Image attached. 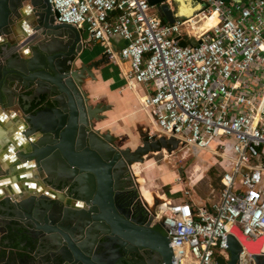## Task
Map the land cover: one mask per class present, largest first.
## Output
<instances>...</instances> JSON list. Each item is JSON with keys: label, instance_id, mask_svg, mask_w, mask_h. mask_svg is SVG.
Returning <instances> with one entry per match:
<instances>
[{"label": "water", "instance_id": "1", "mask_svg": "<svg viewBox=\"0 0 264 264\" xmlns=\"http://www.w3.org/2000/svg\"><path fill=\"white\" fill-rule=\"evenodd\" d=\"M169 2L176 4L175 13ZM148 3L170 23L203 9L201 2L190 0L195 11L189 16L181 11L179 0ZM85 35L82 29L57 24L49 0H0V38L5 40L0 44V104L5 97L11 107L12 94L6 90L11 92V85L17 84L32 90L24 98V110L34 104L46 106L25 115L29 129L24 133L40 134L26 152L27 160L36 161L37 180L51 190L70 185L75 199L82 202L69 207L45 194L29 196L24 190H34L35 185L28 181L19 195L12 190L15 198L0 194V248L8 246L3 238L13 233L24 239L22 247L30 244L37 253L21 262L0 258V264H174L169 239L152 226L148 205L143 202L127 209L123 200L130 186L125 176L135 180L133 166L144 164L151 154L171 155L179 149V141L146 131L140 133L141 144L135 149L121 148L110 131L98 128L110 107L94 104L84 88L89 78L95 79L92 70L100 64H85L83 52L90 46ZM25 47L29 53L23 56ZM2 170V176L14 173ZM263 247L264 235L252 241L233 227L230 258L217 257L216 263L242 264L244 248L251 264H264Z\"/></svg>", "mask_w": 264, "mask_h": 264}, {"label": "built area", "instance_id": "2", "mask_svg": "<svg viewBox=\"0 0 264 264\" xmlns=\"http://www.w3.org/2000/svg\"><path fill=\"white\" fill-rule=\"evenodd\" d=\"M196 1L201 12L165 23L148 0H49L57 24L95 42H126L119 55L130 64L127 82L150 85L143 107L158 136L175 138L185 154L221 159L217 201L197 205L185 191V200L148 210L174 264L228 261L233 227L252 241L264 235V0ZM214 16L217 23L203 29Z\"/></svg>", "mask_w": 264, "mask_h": 264}, {"label": "crops", "instance_id": "3", "mask_svg": "<svg viewBox=\"0 0 264 264\" xmlns=\"http://www.w3.org/2000/svg\"><path fill=\"white\" fill-rule=\"evenodd\" d=\"M170 8L171 11L175 13L176 8H173V5ZM166 23L170 22L167 21ZM3 39L0 38V44L3 43ZM85 40L90 45L89 49H86L83 52L85 64L90 65L91 63L98 61H100V64L96 69L92 70L95 79L89 78L86 81L84 88L94 101V104L101 103L104 106L110 107L109 110L104 112L106 119L98 125V128L101 129L102 132L110 131L114 137L119 139V145L121 148L130 147L131 149H135L137 146L130 144V141L136 142L138 138L140 139L141 132L149 131L151 134H157L156 126L153 123L150 114L147 109L143 107L144 99L151 92L150 85L147 86L136 82L131 85L128 84L126 77L130 72V64L127 61H123L119 55L120 51L126 45L125 41L121 39H112L110 43L103 44L90 40L87 34L85 35ZM185 42L188 44L190 41L187 39ZM108 49L112 51L114 57L107 55ZM28 53L29 50L25 47L22 51L23 56H26ZM6 93L12 94V105L11 107H8L7 98L2 97L3 103L0 104V167L3 169L2 171L13 169L14 173L10 176L0 175V194L4 197L6 193L15 198L17 196L12 194V190L16 191L17 193L15 192V194L19 195L21 188H23V184L28 181V183L34 184L35 188L30 191L24 190L27 195H49L53 202L58 199L61 205L68 206V204L72 202V199L67 195V190L55 193L56 196H54L53 191L49 186L44 185L41 181L35 178V175L37 174L36 161L27 160L29 157L26 152H30L33 143L36 144V141L40 138V134L27 136L24 133L29 129L25 115H29L30 113L34 114L35 112L31 111L32 108L24 110V106H26L24 98L28 95L30 96L32 90L15 84L11 85V92L6 90ZM39 106V110L38 108L35 109L36 112L41 111L46 107L42 104ZM53 106V104H49V107ZM148 121L151 123V126L146 124ZM10 149L12 150V153H10ZM21 152L25 156H22ZM142 165V168L150 165L143 169L144 174L141 168L139 170L148 181L147 184L150 182L155 187H167L170 185V194H180L178 196H170V194L166 193L157 194V192L153 191V188L152 203H149L142 195L140 176L134 171V175L139 178L137 179L135 176V181L139 186L141 199L148 205L149 210H152L157 204L185 200L186 195L185 197H181V193L186 185L178 182L176 174L166 171V169L161 166H157L151 160H145V163L141 164V166ZM195 169V172L198 173L200 171V165L196 166ZM22 175H26L27 180L19 181L18 176ZM197 178V182L201 181L204 178V174H197ZM195 185L196 184H193L192 186L195 187ZM192 186L190 188L191 190H194V187ZM2 197H0L1 204L3 203ZM191 200L197 205H209L214 202L213 200L211 201L210 199H205L200 196H198V199L196 200L192 198ZM217 200L218 199L215 201ZM152 226L161 230L165 234L163 228L158 222H154ZM21 255V250L14 248H0L1 259L10 260L11 262H21L24 261Z\"/></svg>", "mask_w": 264, "mask_h": 264}, {"label": "rangeland", "instance_id": "4", "mask_svg": "<svg viewBox=\"0 0 264 264\" xmlns=\"http://www.w3.org/2000/svg\"><path fill=\"white\" fill-rule=\"evenodd\" d=\"M172 5L173 8H176V4L172 3ZM153 10L157 11V8L153 7ZM146 124H148V126H151V123L149 121L146 122ZM130 142V144H132L133 146H138L139 144H141L139 138L136 142ZM146 160H151L157 166H161L165 168L166 171H170L171 173L177 175L178 182L186 185V187L184 186V190L181 193V197H185V191H190L191 198L194 200L198 199V196L205 199H210L211 201H215L216 199H218L220 187L217 186L214 181L219 178L220 174L223 172V168L219 164L221 162V159L216 157V155H214V153H212L211 151H201L196 154L189 152L185 154L184 151L179 150L172 157L167 153V151H164L162 153L151 154ZM199 165L200 171L197 173L195 172V167ZM148 166L150 165H147L145 168H147ZM142 167L143 165L140 166L143 171V169L145 168ZM212 172H214V175L212 174ZM202 173L204 174V178L201 181L197 182V174ZM137 179L139 178L137 177ZM193 184H196L195 187L192 186ZM191 186L194 187V190H191ZM153 187V191L157 192V194H167V191L170 192L171 190L170 185L167 187Z\"/></svg>", "mask_w": 264, "mask_h": 264}, {"label": "flooded vegetation", "instance_id": "5", "mask_svg": "<svg viewBox=\"0 0 264 264\" xmlns=\"http://www.w3.org/2000/svg\"><path fill=\"white\" fill-rule=\"evenodd\" d=\"M4 41L5 40L3 39L2 42H4ZM125 181L127 183V186L130 185V186H128L129 190H128L127 196H126L125 200H123V203L127 206V209H132L137 204H143V200L141 199V195H140L139 186L136 183V181L133 179V182H131V180L129 179L128 176H125L124 182ZM130 182H131V184H130ZM66 190L68 192L67 195H69V197L72 199V202H74V203H72V202L69 203L68 204L69 207H74V205H77L78 203H82L81 201H78V200L75 199V197L73 196V194L71 192L72 187L70 185L65 186L64 188L61 187V188H59L57 190H52V191H53V195L56 196L55 193H58V192H61V191H66ZM263 190H264V185H263ZM20 238H22V237H20ZM22 240L24 241L23 238H22ZM23 241H22V244H21V249H24V250L21 251L22 259L25 260V257L30 258L31 256H35L37 253L33 252L32 248L31 249L28 248V246L31 247V245H27L25 247H22V245L24 243ZM6 242H8V241H5L4 243H6ZM2 248L5 249L3 246H2ZM41 264H43V263H41Z\"/></svg>", "mask_w": 264, "mask_h": 264}, {"label": "bare ground", "instance_id": "6", "mask_svg": "<svg viewBox=\"0 0 264 264\" xmlns=\"http://www.w3.org/2000/svg\"><path fill=\"white\" fill-rule=\"evenodd\" d=\"M179 2L182 4L181 5V11L184 14H188L191 16L195 10H192V6L190 5V0L185 1V0H179ZM188 3V4H187ZM217 23L215 16L212 19H209L204 22L202 25L203 29H210ZM184 157V156H183ZM140 166L141 164H135L133 166L134 171L140 176V182L142 184L141 186V192L144 198L149 202L152 203V189L154 188L151 183L147 184L148 181L145 179L144 175L140 173ZM135 174V173H134ZM136 176V175H135ZM264 251V247H263ZM242 264H251L250 258L247 257L246 255L243 258Z\"/></svg>", "mask_w": 264, "mask_h": 264}, {"label": "trees", "instance_id": "7", "mask_svg": "<svg viewBox=\"0 0 264 264\" xmlns=\"http://www.w3.org/2000/svg\"><path fill=\"white\" fill-rule=\"evenodd\" d=\"M163 20V22H167V20L165 19V18H163L162 19ZM40 105V104H39ZM38 104H34L33 106H32V109H31V111L32 112H34V113H36V110L35 109H37L38 107L40 108V106H39ZM39 108H38V110H39ZM212 174L214 175V172H212ZM221 178H222V173L220 174V176H219V178H217L216 179V181H214V183L217 185V186H219L220 187V190H219V193H220V191H221V189H222V184H221ZM167 194H170V192L169 191H167ZM174 195H176V196H178V195H180L179 193H177V194H170V196H174ZM5 241H8V246H3L5 249L6 248H9V249H17V250H24V249H21V244H22V238H20V237H17L15 234H13V233H11V234H9L8 236H5L4 238H3V242H5ZM30 245V244H29ZM30 246H28V248H29ZM30 249V248H29Z\"/></svg>", "mask_w": 264, "mask_h": 264}]
</instances>
